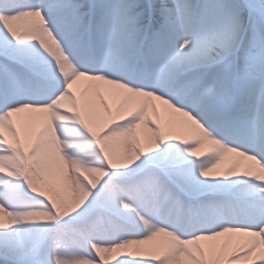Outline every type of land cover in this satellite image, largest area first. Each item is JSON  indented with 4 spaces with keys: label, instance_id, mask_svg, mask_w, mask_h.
Wrapping results in <instances>:
<instances>
[{
    "label": "snow or ice",
    "instance_id": "snow-or-ice-1",
    "mask_svg": "<svg viewBox=\"0 0 264 264\" xmlns=\"http://www.w3.org/2000/svg\"><path fill=\"white\" fill-rule=\"evenodd\" d=\"M0 121L101 175L0 264H264V0H0Z\"/></svg>",
    "mask_w": 264,
    "mask_h": 264
},
{
    "label": "bare ground",
    "instance_id": "bare-ground-1",
    "mask_svg": "<svg viewBox=\"0 0 264 264\" xmlns=\"http://www.w3.org/2000/svg\"><path fill=\"white\" fill-rule=\"evenodd\" d=\"M26 114H18L19 118ZM7 133V140L10 141L7 148L0 150V186L7 182L10 186L27 192L26 180L30 175L31 180L38 184L29 192L24 193L26 198L22 201L13 200L10 203H0V227L18 226V227H37L41 229L51 221V214L48 208L53 211L67 212V217L72 216L86 201L88 188H95L101 175L99 170L94 167H80L75 163L77 157L73 156L74 152H88L87 148L80 145L79 141H71L65 144L63 152L60 146V140L57 139V131L51 127V122L39 132L37 142L34 144V150L31 155L22 150L19 153V145L15 136L18 135L10 129L8 125L0 121V136ZM64 138L63 130L59 133ZM5 140L0 139V145ZM208 149H202L197 155L204 158ZM24 156L28 164L23 167L22 159L19 160L16 155ZM64 153L68 155L65 158ZM29 156V157H28ZM31 158V159H30ZM34 158V161H33ZM86 160L93 159L85 157ZM238 158L229 156L217 169L218 173H223ZM119 163V161H113ZM14 181V183H11ZM40 192H45L44 196ZM41 199L45 202L42 203ZM60 210V213L62 212ZM33 218L29 221V218ZM65 219V220H66ZM54 222L51 226L58 224ZM49 226V227H51ZM48 227V226H47ZM97 255L101 257L102 264H108V261L116 253V250L96 249ZM87 264V262H84Z\"/></svg>",
    "mask_w": 264,
    "mask_h": 264
},
{
    "label": "rangeland",
    "instance_id": "rangeland-1",
    "mask_svg": "<svg viewBox=\"0 0 264 264\" xmlns=\"http://www.w3.org/2000/svg\"><path fill=\"white\" fill-rule=\"evenodd\" d=\"M0 139L1 140H5L4 139V136H0ZM15 139L17 140V142H18V145H19V153L22 151V150H26L27 152H28V155H31L32 154V152H33V150H34V145L32 146V150H30L29 149V147L27 146V145H25L24 144V142L20 139V137H19V135H16L15 136ZM22 149V150H21ZM16 157L19 159V160H21L22 159V164H23V167H25L27 164H28V161H27V159L25 158V156H24V152H22L21 153V155H16ZM29 157V156H28ZM31 159V158H30ZM33 161H34V158H33ZM2 167V166H1ZM1 167H0V169H1ZM89 167H91V166H89ZM27 181H28V183H27ZM11 183H14V181H12ZM26 183H27V188H26V190H27V192H28V190H29V192L31 191V190H33V188L38 184V182H36V181H34V180H31V178H30V175L28 176V178H27V180H26ZM16 190H17V192L19 193V195H18V197L15 199V200H18V201H22L21 199L23 198L24 199V197L26 198V193L27 192H24V191H20V189H18V188H16ZM25 193V195H23ZM40 195L41 196H45L46 198H47V196L45 195V192H40ZM48 199V198H47ZM41 202L42 203H44L45 202V200L44 199H41ZM48 210H49V212H50V214H51V218H52V220L51 221H49V222H47V225L46 226H44V227H42L41 228V230H43L44 228H47V226L49 227V226H51V224L52 223H54V222H61V221H64L65 219H66V217H67V212L66 211H62V209H60L62 212L60 213V210H59V214H57L58 213V211H53L51 208H48ZM33 220V218L31 217V218H29V221H32Z\"/></svg>",
    "mask_w": 264,
    "mask_h": 264
}]
</instances>
